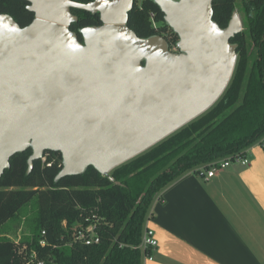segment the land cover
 I'll list each match as a JSON object with an SVG mask.
<instances>
[{"label": "water", "instance_id": "1", "mask_svg": "<svg viewBox=\"0 0 264 264\" xmlns=\"http://www.w3.org/2000/svg\"><path fill=\"white\" fill-rule=\"evenodd\" d=\"M26 1L28 25L0 14V178L27 149L28 173L61 153L56 182L90 166L107 174L210 109L232 79L243 22L235 10L222 27L215 0H153L176 50L129 27L135 0ZM73 9L100 16L83 41Z\"/></svg>", "mask_w": 264, "mask_h": 264}, {"label": "trees", "instance_id": "2", "mask_svg": "<svg viewBox=\"0 0 264 264\" xmlns=\"http://www.w3.org/2000/svg\"><path fill=\"white\" fill-rule=\"evenodd\" d=\"M28 4L26 0H0V14L8 13L26 26L35 18ZM213 6L214 19L222 27L237 10L244 28L232 38L238 44V58L223 95L202 115L107 174L90 166L83 174L56 182L62 168L60 152L47 151L34 162L30 173L27 160L32 150L13 156L10 168L0 178V231L33 201L37 208L21 245L0 237V264H27L33 251L46 264H142L144 254L133 245L141 242L152 202L162 190L201 165L246 155L248 148L264 137V0H215ZM73 13L78 20L71 29L83 41L80 28L100 24V16L77 9ZM128 25L141 37L160 33L170 44L178 41L153 0H138ZM168 30L169 37L165 35ZM175 154L178 158L173 167L157 175L146 190H133L136 179L146 180ZM90 210L98 211L104 219L102 241L96 245L65 244L61 239L66 231L63 221L71 227L83 211ZM43 230L47 233L45 246L39 243Z\"/></svg>", "mask_w": 264, "mask_h": 264}, {"label": "crops", "instance_id": "3", "mask_svg": "<svg viewBox=\"0 0 264 264\" xmlns=\"http://www.w3.org/2000/svg\"><path fill=\"white\" fill-rule=\"evenodd\" d=\"M246 156L248 165L209 180L189 171L162 190L148 213L158 248L142 264H264V137Z\"/></svg>", "mask_w": 264, "mask_h": 264}, {"label": "built area", "instance_id": "4", "mask_svg": "<svg viewBox=\"0 0 264 264\" xmlns=\"http://www.w3.org/2000/svg\"><path fill=\"white\" fill-rule=\"evenodd\" d=\"M170 45L174 50L178 48L177 43ZM232 162H239L242 165H248L250 161L246 155L237 156L235 158H223L213 161L207 165H201L196 168L194 172L204 180H209L220 170L228 167ZM149 220L150 216L147 218L141 242L138 245L133 246L136 249H141L146 258L153 259L154 252L158 248V240L154 229L148 224ZM103 224L104 219L99 215L98 211H83L80 220H78L73 226L70 227L66 220L63 221L66 231L62 234L61 239L67 245H73L75 243H83L85 245L99 244L103 239ZM46 234V230H43L42 238L39 241L41 246H45L47 244V240L45 238ZM23 248H25V246ZM32 262L46 264L44 259L38 257L36 251L31 253L27 264Z\"/></svg>", "mask_w": 264, "mask_h": 264}, {"label": "rangeland", "instance_id": "5", "mask_svg": "<svg viewBox=\"0 0 264 264\" xmlns=\"http://www.w3.org/2000/svg\"><path fill=\"white\" fill-rule=\"evenodd\" d=\"M240 17L242 18L241 14H240ZM165 35H167L168 37L171 36L169 31L167 32V34L165 33ZM177 158H178V154H175V156H172L170 159L168 158L169 160H167L164 164H159L161 165V167L158 168L152 175L147 177L146 180L136 179L135 181L137 182V184L134 183V185L132 186L133 190H136L139 187H141L143 190H146L149 184L156 178L157 175H160L163 172H165L167 169H170L171 167H173V163L175 162ZM143 182H146V183H143ZM136 191L138 193V190ZM36 208L37 207L34 201L30 205L24 207L21 214L17 218L5 224L4 228L0 231V237L4 236L7 238H10L11 240L14 241L15 244L21 245V241H23L24 237L27 236L26 235V233L28 232L26 230L28 229L27 225L35 217Z\"/></svg>", "mask_w": 264, "mask_h": 264}, {"label": "flooded vegetation", "instance_id": "6", "mask_svg": "<svg viewBox=\"0 0 264 264\" xmlns=\"http://www.w3.org/2000/svg\"><path fill=\"white\" fill-rule=\"evenodd\" d=\"M137 1H138V0H135V2H134V6H135V4L137 3ZM168 31H169V30H168ZM168 31H167V32H168ZM166 34H167V33H166Z\"/></svg>", "mask_w": 264, "mask_h": 264}, {"label": "snow or ice", "instance_id": "7", "mask_svg": "<svg viewBox=\"0 0 264 264\" xmlns=\"http://www.w3.org/2000/svg\"><path fill=\"white\" fill-rule=\"evenodd\" d=\"M0 19H2V18H0ZM5 27H7V25H5Z\"/></svg>", "mask_w": 264, "mask_h": 264}]
</instances>
